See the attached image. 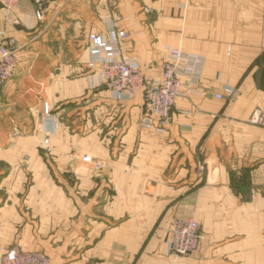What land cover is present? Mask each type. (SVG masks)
<instances>
[{"label":"crops","instance_id":"obj_1","mask_svg":"<svg viewBox=\"0 0 264 264\" xmlns=\"http://www.w3.org/2000/svg\"><path fill=\"white\" fill-rule=\"evenodd\" d=\"M37 1L0 8V41L18 47L0 94V257L18 247L50 264H264V120L250 122L264 116V0H65L42 22ZM105 20L147 82L170 50L204 59L164 133L141 127L140 93L116 100L101 66L89 68L88 36L107 38ZM225 85L235 93L216 99ZM175 218L200 226L191 258L166 252Z\"/></svg>","mask_w":264,"mask_h":264},{"label":"built area","instance_id":"obj_2","mask_svg":"<svg viewBox=\"0 0 264 264\" xmlns=\"http://www.w3.org/2000/svg\"><path fill=\"white\" fill-rule=\"evenodd\" d=\"M65 0H38L35 7V18L38 22L44 20L48 6L59 4ZM5 10H11L16 0H0ZM107 38L101 35L88 36V53L91 57L89 68L100 65L101 81L116 100H131L141 94L143 116L140 125L143 129L156 133H164L172 120V110L177 98L193 92L198 87L204 59L182 52L179 49L170 50L162 64L161 77L158 82H147L134 61L121 58L118 43L127 38L119 31L113 20H105ZM18 47L12 39L0 41V94L4 85L13 77L17 66ZM235 89L225 85L222 94H216L219 100H230ZM264 116L251 118L252 124H261ZM56 123L48 106L43 107L41 127L49 130ZM49 127V128H48ZM92 164L88 157L83 158ZM96 170L101 169L94 162ZM201 233L199 224L192 218H175L167 230L166 252L174 259L191 258L199 247ZM0 264H50L49 259L41 252L24 251L12 247L0 257Z\"/></svg>","mask_w":264,"mask_h":264},{"label":"rangeland","instance_id":"obj_3","mask_svg":"<svg viewBox=\"0 0 264 264\" xmlns=\"http://www.w3.org/2000/svg\"><path fill=\"white\" fill-rule=\"evenodd\" d=\"M93 163H94V162H92V166H93ZM93 169L96 170V169L94 168V166H93ZM98 170H100V169H98ZM3 254H4V253H3ZM1 256H2V255H1Z\"/></svg>","mask_w":264,"mask_h":264},{"label":"water","instance_id":"obj_4","mask_svg":"<svg viewBox=\"0 0 264 264\" xmlns=\"http://www.w3.org/2000/svg\"><path fill=\"white\" fill-rule=\"evenodd\" d=\"M0 8H3L2 4L0 3Z\"/></svg>","mask_w":264,"mask_h":264}]
</instances>
